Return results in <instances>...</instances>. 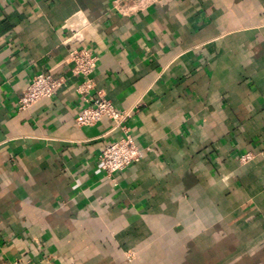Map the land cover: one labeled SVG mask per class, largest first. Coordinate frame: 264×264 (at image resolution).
<instances>
[{
    "label": "crops",
    "instance_id": "1",
    "mask_svg": "<svg viewBox=\"0 0 264 264\" xmlns=\"http://www.w3.org/2000/svg\"><path fill=\"white\" fill-rule=\"evenodd\" d=\"M112 1L0 0V264H264V0ZM80 17L142 150L113 177L123 131L76 120ZM39 72L66 82L19 111Z\"/></svg>",
    "mask_w": 264,
    "mask_h": 264
},
{
    "label": "built area",
    "instance_id": "2",
    "mask_svg": "<svg viewBox=\"0 0 264 264\" xmlns=\"http://www.w3.org/2000/svg\"><path fill=\"white\" fill-rule=\"evenodd\" d=\"M158 0H113V8L124 15H132L148 9ZM89 21L80 17L79 22L67 23L69 29L64 43L70 46L69 62L73 74L81 77L77 92L85 102V106L77 116L81 126H91L104 117H110L115 128L121 129L123 135L107 144L101 154V167L105 173L113 177L118 171L125 169L142 157V150L129 132L128 120L132 117V109H120L107 97L102 89L97 88L94 72L98 65V56L93 49L84 44L85 28ZM64 77L55 76L51 72H39L32 76L28 87L20 95L17 109L28 110L42 99L52 98L57 89L65 84ZM255 158L254 153H246L240 157L246 164ZM264 186V181H263Z\"/></svg>",
    "mask_w": 264,
    "mask_h": 264
}]
</instances>
